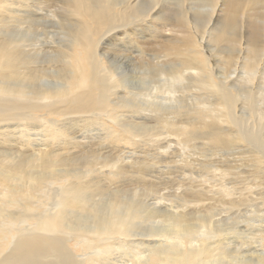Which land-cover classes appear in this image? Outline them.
Masks as SVG:
<instances>
[{"label": "bare ground", "instance_id": "6f19581e", "mask_svg": "<svg viewBox=\"0 0 264 264\" xmlns=\"http://www.w3.org/2000/svg\"><path fill=\"white\" fill-rule=\"evenodd\" d=\"M165 17L171 20L167 26L173 24L175 32L180 33L171 35L174 41L167 44L177 60L163 62L157 56L142 59L138 63L141 70L135 79L139 83L137 88L145 92H142L144 97L136 101L122 94L111 99L114 89L128 84L124 90H129L132 83L119 74L120 65L101 53L110 39L102 42L103 37L111 31H115V35L118 27L123 28L130 21L145 25L146 30L154 22L164 26ZM52 18L58 19L59 32L69 37L61 39L58 45L64 50L60 55L65 64L62 73H56L51 66L44 68L45 63L52 65L49 44L57 43L50 29L53 22L49 19ZM62 22L72 25L71 34ZM133 36L130 44L133 43L132 48L136 50L131 49L127 54L136 58L142 53L136 42L141 35L136 32ZM237 44L243 52L237 70L230 72L228 67L232 66ZM216 45L217 50H213ZM216 53L222 57L219 61L225 63V75L216 73L211 66V61L215 60L212 56ZM263 54L264 0H0V97L9 95L26 101L20 103L18 109L55 113L56 110L50 107L59 102L63 112L90 110L97 115L103 113L110 119L109 123L103 124L106 134L124 140V131L133 137L137 130L147 128L146 121L140 120L147 117L146 113L157 118L158 124L164 119L166 123L176 125L166 114L172 111L169 110L172 102L178 101L177 92L186 86L198 87L206 94L204 99L201 97L205 103L199 102L202 108L208 110L209 117L225 123V134L213 133L209 140L228 148L233 144L245 148L241 142L246 141L248 148L245 151L248 157L255 156L258 167L264 165ZM123 73L127 76L125 71ZM210 94L215 97L213 101L209 99ZM198 96L195 95L197 100ZM12 108L0 104V114L8 113ZM237 109L244 111L241 113L243 118ZM212 110L219 114L213 116ZM129 111H133L131 118L138 119L136 122L126 118ZM198 113H195L197 117ZM84 118L89 122L95 119L89 116L77 119ZM179 124L178 130L183 136V132L190 133L192 124ZM188 141L185 137L182 142L187 145ZM28 164L27 160L21 159L15 166L3 169L0 175L8 178ZM41 177L36 176L34 180L39 183ZM43 194L50 195L45 191ZM55 194V201L43 206L32 219L22 221L11 217L9 207L14 206V200L4 199L0 205V253L8 252L0 259V264H46L44 258L54 254L61 258L62 264H70L62 251L65 244L83 251L75 254L79 264H101L108 260V264H264V251L261 256L248 259L208 242L209 238L220 236L222 227L223 234H235L229 223L223 222L222 226L220 219L219 224H202L197 233L182 217L184 211L178 210L168 217L162 216L161 229L150 225L147 246L154 244L153 252L141 258L130 256L120 262L115 255L109 257L110 247L115 241L134 234L129 224L141 214L149 221L155 219L156 212L140 210L136 203H127L120 197H109L106 204L95 203L79 185H68ZM204 231V235L198 236ZM260 239L253 242L264 241V238ZM178 244H182L181 251L176 249Z\"/></svg>", "mask_w": 264, "mask_h": 264}, {"label": "rangeland", "instance_id": "374dc122", "mask_svg": "<svg viewBox=\"0 0 264 264\" xmlns=\"http://www.w3.org/2000/svg\"><path fill=\"white\" fill-rule=\"evenodd\" d=\"M56 4L60 5L59 2ZM192 4L195 3L192 1ZM55 10H59V7ZM49 20L53 22L50 29L54 32L57 43L49 44L52 65L45 63L44 68L51 66L56 73H62L65 71V64L61 61L60 55L64 50L58 45L61 39L69 37L59 32V25H56L57 18ZM164 21L165 24L159 21V24L164 26L154 22L153 27L150 26L147 30L145 25L130 21L123 28L118 27L115 35V31H111L109 35L103 37L102 42H105L107 38L110 39L101 53L108 55L117 66L120 65L119 74L132 83L129 90H124L129 87L128 84L116 88L117 91L114 89L115 94L111 96V99L122 94L136 101L144 97L145 92L140 90V87L137 88L139 83L135 79L141 70L138 63L142 59L148 60L157 56L163 62L177 60L167 44L174 41V36L171 35H180V33L175 32L176 28L173 24L167 26L171 22L168 17H165ZM62 23L71 34L72 25L68 22ZM166 27H169V31ZM126 29L127 32H125ZM184 29L186 30L185 27ZM136 32L141 35V38H136L139 45L135 43L141 47L142 53L134 58L127 53L131 49L136 50L132 48L133 43L130 44L135 37L133 33ZM120 42L124 43L120 44ZM241 43L244 45L243 41ZM236 47L232 66L228 67L230 72L237 70L243 52L239 44ZM212 49L217 50V45ZM123 55H127V59ZM212 57H215V60L211 61L213 70L225 75V63L219 61L222 57L217 53ZM138 60L139 62H136ZM262 60H264V54ZM124 71L127 76L123 73ZM187 87L189 86L179 89L178 101L172 102L169 108L172 111L166 114L169 121H175L176 125L166 123L164 119H161L158 124L157 118L146 113L147 117L140 120L146 121L147 128L142 131L137 130L133 137L129 132L124 131L122 135L124 140L106 134L103 124L109 123L110 119L103 113L97 115L90 110L63 112L59 102L50 107L51 110H56L55 113L20 110L18 105L26 101L2 95L0 104L15 108L8 113L0 114V172L15 166L21 159L27 160L29 164L20 167L18 173L11 174L8 178L0 175V205L4 199H12L14 206L9 207L11 217L19 221L24 218L30 220L42 211L43 206L55 201V193L68 185H79L84 187V192L95 203L101 201L106 204L109 197L116 199L120 197L127 203H136L140 210L156 212L155 219L149 221L145 220V216L141 214L138 219L129 224L134 234L115 241V245L110 247L112 253L109 257L113 258L115 255L120 262L130 256L141 258L153 252L154 244L147 246L150 225L161 229L160 226L163 224L160 220L177 210L184 211L185 216L182 217L187 219L197 233L202 229V224H219L220 219L222 226L223 222L229 223L235 234H223L222 227L220 236L216 235L208 239L211 245H220L224 249L226 247L231 253L237 252L239 256H246L248 259L256 258V255L261 256L260 253L264 251V241L253 242V240L264 238V232L261 231L264 230L261 227L264 226V165L258 167L255 156L248 157L245 151L248 148L246 141L241 142L245 148L235 144L228 148L216 145L209 140L213 133L225 134V123L209 117L211 114L208 110L202 108L206 94L201 89ZM196 94L200 95L198 100L195 98ZM211 94L209 99L213 101L215 97ZM256 102L259 103V101ZM238 103L242 104V101ZM68 106L67 101L66 107ZM243 112L237 109L238 115L242 118ZM195 113H198V117ZM211 113L214 114L213 116L219 114L214 110ZM129 114H127L128 117L125 116L128 121L134 117L133 111H129ZM86 116L95 119L90 122L85 118L77 119ZM181 122L192 124L190 133L183 132L184 136L178 130ZM185 137L189 140L187 145L182 142ZM39 175L42 177L37 183L34 177ZM44 191L50 195L44 196ZM30 193L32 195H29ZM170 207L171 210H169ZM260 215L263 216L260 217ZM204 234L205 231L198 236ZM181 248H183L182 244L176 246L178 251H181ZM62 251L70 264H79V257L75 254H82L81 249L65 244ZM7 252L0 253V259ZM109 261H102L101 264H108ZM44 262L62 264L57 254L44 258Z\"/></svg>", "mask_w": 264, "mask_h": 264}]
</instances>
